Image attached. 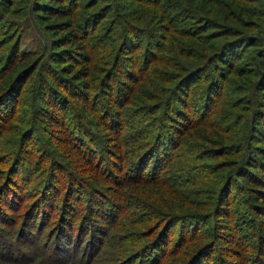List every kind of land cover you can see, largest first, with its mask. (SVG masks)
<instances>
[{
	"label": "trees",
	"instance_id": "obj_1",
	"mask_svg": "<svg viewBox=\"0 0 264 264\" xmlns=\"http://www.w3.org/2000/svg\"><path fill=\"white\" fill-rule=\"evenodd\" d=\"M0 264H264V0H0Z\"/></svg>",
	"mask_w": 264,
	"mask_h": 264
},
{
	"label": "rangeland",
	"instance_id": "obj_2",
	"mask_svg": "<svg viewBox=\"0 0 264 264\" xmlns=\"http://www.w3.org/2000/svg\"><path fill=\"white\" fill-rule=\"evenodd\" d=\"M37 32L34 30V28H32L31 26L28 28V30L26 31V36H25V40L24 42L28 45H30L31 43V37H36Z\"/></svg>",
	"mask_w": 264,
	"mask_h": 264
}]
</instances>
